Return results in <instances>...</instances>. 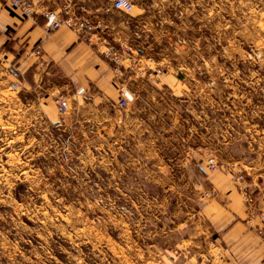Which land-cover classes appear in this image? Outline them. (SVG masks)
<instances>
[{
    "label": "rangeland",
    "instance_id": "obj_1",
    "mask_svg": "<svg viewBox=\"0 0 264 264\" xmlns=\"http://www.w3.org/2000/svg\"><path fill=\"white\" fill-rule=\"evenodd\" d=\"M138 6L149 46H125L126 57L149 80L135 84L145 126L128 141L19 111L0 66V264H210L204 241L187 242L199 204L216 196L207 173L242 174L249 195L237 165L264 173V0Z\"/></svg>",
    "mask_w": 264,
    "mask_h": 264
},
{
    "label": "crops",
    "instance_id": "obj_2",
    "mask_svg": "<svg viewBox=\"0 0 264 264\" xmlns=\"http://www.w3.org/2000/svg\"><path fill=\"white\" fill-rule=\"evenodd\" d=\"M33 1L55 11L61 2ZM112 1L77 3L85 7L86 17L100 27L103 41L117 48L120 42L130 49L148 47L144 38L150 32L149 22L147 11L138 6L141 0H131L134 10L129 14L114 9ZM101 47L94 38L88 43L80 41L66 28L47 33L41 17L28 19L0 0V66H7L12 77L19 111L36 113L39 120L56 128L76 126L84 137L94 135L113 142L122 137L128 141L137 133L134 128L145 126V119L138 115L143 108L134 103L138 95L135 84L149 79H137L127 61L116 74L113 65L99 53ZM36 49H40V55H36ZM155 65L159 76L162 70L159 63ZM122 83L133 94V100L124 108L119 104ZM57 92L68 101V110L63 114L53 102ZM237 166L247 176L251 203H244L229 172L218 169L207 173L206 182L216 190V196L199 204L197 219L191 226L187 242L201 246L204 241V255L210 264H264V173L249 164Z\"/></svg>",
    "mask_w": 264,
    "mask_h": 264
},
{
    "label": "built area",
    "instance_id": "obj_3",
    "mask_svg": "<svg viewBox=\"0 0 264 264\" xmlns=\"http://www.w3.org/2000/svg\"><path fill=\"white\" fill-rule=\"evenodd\" d=\"M7 2L13 9L19 11L28 19H36L41 17L43 19V28L47 33H52L58 29L66 28L74 32L79 36L82 42H91L94 39L101 43V49L99 53L103 58L113 65V69L116 74H120L121 68L125 62L129 63L131 67L132 63L129 60L128 48L125 47V43L120 42L119 47H115L109 42L102 40V36L99 34L100 27L86 17V9L82 4H78L77 0H61L59 10H51L46 6H38L33 0H3ZM112 6L114 9L123 13L129 14L133 10V4L131 0H113ZM36 55H40V49L35 50ZM133 66V65H132ZM120 106L126 107L127 104L133 100V94L128 87L122 83L120 86ZM53 102L60 114L65 113L68 110V101L64 94L59 93L54 96ZM216 159L213 156H208L205 160V171H211L216 168ZM244 180L242 174H237L236 179ZM246 202L250 201L249 193L246 192L245 186L243 187V193H241ZM215 195L213 189L203 191V198H211ZM264 222V215H261Z\"/></svg>",
    "mask_w": 264,
    "mask_h": 264
}]
</instances>
